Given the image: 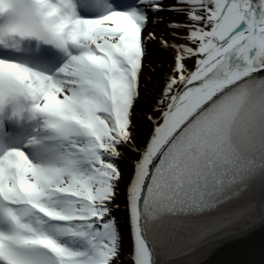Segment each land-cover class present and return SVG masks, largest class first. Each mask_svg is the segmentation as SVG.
Returning <instances> with one entry per match:
<instances>
[{
	"label": "snow or ice",
	"instance_id": "1",
	"mask_svg": "<svg viewBox=\"0 0 264 264\" xmlns=\"http://www.w3.org/2000/svg\"><path fill=\"white\" fill-rule=\"evenodd\" d=\"M162 11L179 43L149 31ZM156 39L174 56L127 186L132 264L264 223L243 202L264 182V0H0V264H123L118 162Z\"/></svg>",
	"mask_w": 264,
	"mask_h": 264
},
{
	"label": "bare ground",
	"instance_id": "2",
	"mask_svg": "<svg viewBox=\"0 0 264 264\" xmlns=\"http://www.w3.org/2000/svg\"><path fill=\"white\" fill-rule=\"evenodd\" d=\"M173 0H166V3L171 4ZM153 24L149 31L155 32L157 37L166 38L169 43H179L172 38L170 22H174L183 17L177 16L171 11H162L159 15H153ZM147 53L145 60V70L142 78V86H154L157 92H161L164 79L169 72L173 62V50L162 46L161 39L150 40L146 45ZM139 110V109H138ZM141 111H137L136 121H134L133 136L134 145L129 144L122 147V158L118 164L123 174V180L119 185L118 195L116 197V205L113 206L112 212L116 211L114 217L119 225L122 235V253L120 260L123 264H132L133 253V237L129 225L128 211L126 208L127 186L133 173V164L138 159V151L142 150L148 141L153 125L146 122Z\"/></svg>",
	"mask_w": 264,
	"mask_h": 264
},
{
	"label": "water",
	"instance_id": "3",
	"mask_svg": "<svg viewBox=\"0 0 264 264\" xmlns=\"http://www.w3.org/2000/svg\"><path fill=\"white\" fill-rule=\"evenodd\" d=\"M244 203H252V216H259L264 208V182L259 179L253 183L243 198ZM247 220L226 231H236ZM159 264H264V223L256 221V226L245 234L225 240H211L205 247L189 254L168 255L161 252Z\"/></svg>",
	"mask_w": 264,
	"mask_h": 264
},
{
	"label": "rangeland",
	"instance_id": "4",
	"mask_svg": "<svg viewBox=\"0 0 264 264\" xmlns=\"http://www.w3.org/2000/svg\"><path fill=\"white\" fill-rule=\"evenodd\" d=\"M191 66H192V62L189 61V67H191ZM159 94H160V92H157V90H155L154 86H147V87L141 86V98H140V101L137 103L136 108H135V114L133 117L134 121L137 120L136 119V116H137L136 112L141 111L140 113L142 116H140V117H144L146 122L150 123V125H153V121H155L158 118L159 112L158 111L153 112L152 108H153L154 102L158 98ZM116 211L112 212L113 217L116 214ZM114 219H116V218L114 217Z\"/></svg>",
	"mask_w": 264,
	"mask_h": 264
}]
</instances>
